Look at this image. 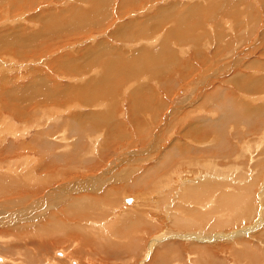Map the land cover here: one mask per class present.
<instances>
[{"label":"rangeland","instance_id":"374dc122","mask_svg":"<svg viewBox=\"0 0 264 264\" xmlns=\"http://www.w3.org/2000/svg\"><path fill=\"white\" fill-rule=\"evenodd\" d=\"M140 1H133L131 7L122 10L123 13L115 9L107 23L99 28L57 33L54 37L57 38L51 42L46 38L41 41L44 46L27 49L29 53L25 57L7 58L6 49L0 47V86L4 93L8 91V85L3 82L8 77L14 78L16 86H28L34 75L42 70L47 77L46 84L51 82L64 87L89 83L96 76L100 77L99 66L94 65L87 71L83 68L81 74L66 72L59 63L58 68L51 67L65 57L71 62L78 60L79 65L80 58L91 51L96 52L98 58L92 56L90 59L100 60L109 53L111 57L130 59L146 50L149 52H146L148 63L151 64L147 66H160L157 74L141 75V70H131L133 66L129 72L120 65L119 69L123 68L122 71L127 73L113 76L115 80L107 87L111 90L104 92L108 100L107 108L113 109L104 123L93 121V117L88 119L101 109V104L93 108L73 100L66 107L50 101L40 105L38 102L29 103L26 110L32 111L43 105L41 110L44 109L49 117L45 124L42 111L37 113L43 126L30 123V134L26 132L23 137L6 136L0 126V170L19 177L31 191L0 197V221H4L0 224V232L11 228L10 235L6 237L0 233V264H55L57 258L64 264H74L73 261L76 264H264V91L249 89L250 83L264 81V0ZM84 2L38 0L32 8L21 11L16 8L14 13L9 10L11 5L7 8L5 3H0V31L33 24L31 33L43 31L50 35L44 31V21L33 19L49 11H65V15H70L78 6L80 10L86 9L84 13L98 8L95 4L91 6V3ZM120 2L112 0V5L118 6ZM218 2L224 6L222 3L218 5ZM174 3L188 6L186 9L197 3L215 7L204 10L205 14H191L199 18L201 25L196 19L195 22L189 19L188 26L183 25L186 22L182 24L170 19L163 26L162 33L158 34L153 29L151 38L143 34L135 35V38L113 35L128 27V32L135 31L133 22L142 24L163 17L161 11ZM220 11L228 16L220 15ZM169 15L175 16L173 11ZM236 15L241 17L237 20ZM176 16H184V11L180 10ZM5 18L8 20L5 21ZM164 18L160 19L165 22ZM66 20L68 18L63 23H67ZM168 34L169 38L164 41ZM160 51L163 53L160 54ZM155 52L160 56L154 57ZM194 52L198 59L197 56L190 57ZM32 55L34 57L30 58ZM7 60L14 62L7 66ZM185 60L190 64L181 63ZM179 63L185 65L184 68ZM103 69L104 73L113 72L109 66ZM181 73L188 76H181ZM238 73L245 81L241 87L231 81ZM121 80L126 84L120 89L118 84ZM1 100L0 96V103ZM138 104L140 106L135 107ZM3 109L0 110L8 117L0 119L2 125L8 124L10 116L11 122L19 128L24 126L21 120ZM223 112H226L225 115ZM77 114H82L80 119H83L71 120L69 131L64 126L62 130V119ZM49 123L57 124L59 129L54 130L57 134L43 131L46 129L44 125ZM41 131L48 132L47 140L34 144L37 133ZM13 139V147L18 150L10 151ZM49 142L54 146L51 150L46 147ZM28 146L32 150L20 149ZM177 149L179 155L176 154ZM45 165H50L52 171H47ZM10 166L13 169H9ZM136 168L140 170L134 173ZM177 169L188 171L189 175L181 178L176 174ZM19 170L21 174L16 175L15 171ZM209 175L212 180L207 177ZM131 180V185L134 182L138 185L127 187ZM122 184L126 186L120 198H124L123 204H120L121 214L119 210L102 207L109 205L104 202L105 198H101L102 191L105 193ZM155 186L164 190L163 193L169 191V198L173 200L154 204L159 201L154 197L158 195ZM37 188L42 193L36 191ZM57 188L60 189L55 190ZM191 188L195 193L189 198L195 204L189 209L190 214L182 213L177 208L179 199L183 192ZM209 193L210 197H207ZM129 196L137 199L128 204L125 198ZM152 196L153 200L150 199ZM226 196L243 200L236 205H247V210L230 212L229 208L236 201ZM80 197H85L82 206L79 204ZM23 198L32 200L26 202ZM49 200H54V205L51 203L52 206L48 207L47 216L53 215L54 220L46 223L43 218L45 210L38 204ZM136 203L141 204L137 206L141 215L146 216L145 211L149 212L150 222L155 227L135 225H142L145 229L140 235L133 231V224L141 219L131 218L130 222L123 218V211L133 208ZM144 204L146 207L142 206ZM181 204L186 209L191 206L188 200ZM75 205L77 207L73 209ZM28 206H36L37 212L30 214L29 218H22L20 214L23 210L19 211V208ZM86 206L93 208L89 209V214ZM81 208H85L82 213ZM71 210L78 212L71 213ZM239 215H245V218L239 221ZM81 217L86 218L80 222ZM176 217L183 218L185 224L181 227L171 225V220ZM53 224L66 226L69 242L60 240L56 247L40 242V238L47 241L52 237H44V231L38 236L35 231ZM15 228L16 231L13 230ZM132 233H138L139 237ZM28 235L29 238H26ZM63 237L62 234L57 239Z\"/></svg>","mask_w":264,"mask_h":264},{"label":"bare ground","instance_id":"6f19581e","mask_svg":"<svg viewBox=\"0 0 264 264\" xmlns=\"http://www.w3.org/2000/svg\"><path fill=\"white\" fill-rule=\"evenodd\" d=\"M11 1H13V3ZM35 1H38V0H0V3H3V4L5 3V5H7V8H8V5H11L9 7V10L12 11V13H14L15 10H16V8H17L18 11H21V10H23L25 8H32L33 5H36L34 3ZM133 1H134V3H136V1H138V0H121L120 4L118 6L117 5L114 6V4L112 5V0H85L84 3H86V2L91 3V6L95 4L94 6H98V8L90 11L89 13H84V11H86V9L85 8H82L80 10L79 9V6H78V7H76L75 10H72V14H70V15L69 14L68 15H65V11H63L62 13H58V12L53 13L52 11H49L50 13L49 12H46L44 14H40L39 17H36L33 20H35V21H37V20L38 21L39 20L44 21L45 22L44 23V26H45L44 31L47 32V33H51L50 35L49 34H45L43 31L36 32V33H31L30 32L31 31L30 27H33V24H30L28 27L27 26H18V27H14L13 29L9 27L7 29H3V30L0 31V47L1 48L3 47L4 49H6L5 52L7 53V55H9V56L5 55V57H7V58L8 57L9 58L10 57H13L12 59H14V56H15V58L16 57L21 58V57L28 56L29 50H27V49H29V48H31L33 46H35L36 48L39 47V46L41 47V45H43L42 43H44V42H41V41H43L46 38L48 39V42L50 40L56 39L57 37L56 38H54V37L57 35V33H67V31L73 33V31L74 32L75 31L79 32L80 30L87 29L89 27L90 28H92V27L99 28V27H101V25L104 26L107 23L106 20L113 15V11L115 9H117V11H120L121 13H123L122 10L124 8H126L127 6L128 7L129 6L131 7L133 5V3H132ZM141 1H143V0H141ZM221 3L222 2H218L217 4L219 5ZM178 4L179 3H174L172 6H168V7H166L165 9H163L161 11L160 14L163 17H160V18H164L165 17L164 18L165 19V22L162 21L163 19L161 20L158 17L156 18L158 20H156V19L151 20V21L148 20V21H146V22H144L142 24L134 23L133 22L132 24H134L135 31L128 32V28H129L128 27V28H125V29L121 30L118 33H114L113 35H115V36L117 35L119 37H126L127 35H129V37L130 36H134V38H135V35H141V34H143L144 36H149L151 38L152 36H150V35H152L151 32L153 31V29H154V31H158L157 32L158 34H159V32L162 33L161 31L163 30V26L165 24H167L170 19H175L176 21L181 22L182 24L184 22H186L183 25L188 26V20L189 19H190L191 22H195V19L197 20L198 23L200 22V20H199V18L197 16H192L191 14L196 15L197 12L199 14H201V13L203 14L204 13V10L206 11V9H211V8L215 7L212 4L209 5V4H205V3H202V4L200 3L201 4L200 5L199 3H197L196 5L193 4V6L189 7L188 9H186L188 6L184 7L183 6L184 4L180 3L182 5V7H181ZM222 5H223V3H222ZM0 9H1V7H0ZM171 9L173 11V14L175 15L173 17L169 15L172 12ZM174 10H175V12H174ZM180 10H183L184 11V16L178 18L176 15H177V13ZM7 12H2V13L8 14ZM219 13L222 16H225V17L228 16V14H226L224 12L222 13L220 11ZM216 16H214V17H216ZM214 17H213V19H214ZM238 17L240 18L241 15L240 16H237L236 15L235 16V19L238 20ZM67 18H68V21L66 20L67 23H63V21L65 19H67ZM7 20L5 18V21H7ZM19 20H20V18H19ZM8 22L12 23L11 21H8ZM224 24H226V23H224ZM239 25H241V23L238 24V26ZM228 26H229V24H228ZM59 28H61V29H59ZM122 28L123 27H121V29ZM132 28L133 27H131L130 29L132 30ZM167 31H168V29H167ZM221 32H223V31H221ZM169 35L170 34H168V37H165L164 38V41L166 40V38H169ZM177 36L178 35H176L175 37H177ZM223 36L224 35H222L221 37H223ZM122 39H125V38H122ZM14 47H16V49H14ZM105 52H106V50L103 52V55H104ZM139 52H141V51H139ZM142 52L143 53L141 55L139 54L140 56L133 57V58H130V59H125V58H122V57L118 58L117 56L111 57L112 55H111V53H109V54L105 55L106 57H103L104 59L102 58L103 59V62H102L101 61L102 59H100V60H98V59H93V60L90 59L92 56L93 57L96 56L95 55L96 52L91 51V52L85 53L84 56L82 58H80L79 65H78V60L75 61V62H71V60H68L66 57L65 58H62V59H58L57 62H56L57 64H55V63L52 64L53 67H51V68H53V69L58 68L57 65L59 63V65L61 64V65L64 66V69H65L66 72H70V73L73 72V73H80V74L83 72V68H86L85 70L87 71V70L91 69L94 65L99 66V69L102 72V73L99 74L100 77L97 78V76H96V78H93L91 82H89V83H83L82 82V84H79V85H73V86H71V85L69 86L68 85V86L60 87V86L51 84V82L49 84H46L47 77H45V74L43 73V70L40 71L37 75H34V77L29 82V85L28 86H25V85L24 86H16V85H14V78L12 79V78L8 77V79L6 80V82H3L4 84L8 85V88H7L8 91L6 93H4L3 87L0 86V96L3 99V100H1V103H0V109H3L4 108L5 110L8 111L6 113H10V115L16 116L19 120H21L23 122V125L24 126H22L21 128H19V125L11 122L12 119H11L10 116H9V119L10 120L7 119V118L5 120H9V122L11 123V125H10L9 122H7L8 124L2 125L3 123H2L1 120H4V118L5 117H8V116L5 115L1 110H0V119H1L0 120L1 121L0 126L4 128V130H5L4 133L6 134V136H10L12 138H20L21 136L23 137L26 132L27 133L29 132L28 130L30 129V127H28V125H30V123H35L37 126L38 125L43 126L44 123L46 124V122H48L47 117H49L47 113H44L45 112V111H43L44 109L41 110L42 109L41 107H44L43 105H41L40 108H33L32 111H28L29 109L26 110L25 107H27L29 103H31V102L32 103L33 102H38L39 105H40L42 103H46V102L48 103L50 101V102H55L56 105H65V107H66V105L69 104L70 102H72L73 100H79V101H81V104L82 103L83 104L86 103V104H88L89 106H91L93 108L98 103L101 104L99 106V107H101V109L99 111H96V114L95 115L92 114V115L88 116V119H91L93 117V119H94L93 121H100L101 123L106 122L110 118V114L113 112V109L110 108V107L107 108L108 100H107V95L104 92L107 91V90L108 91L111 90L110 88H107V87L111 84V82H112L113 79L115 80V78H113V76H115V75L117 76L118 74L119 75L120 74L123 75V74H126L127 73L126 71H129L130 72L131 70L136 71V72L137 71L139 72L141 70L139 72L141 75L142 74H146V73H149V74H152L153 73V75H154V74H157L156 73L157 70L160 69V66L159 65L157 66L159 68H156L155 67L156 65H154L153 68H152V66H147L148 64H150V63H148V61H149L148 60V56L149 55L147 56V54L149 52L146 51V50L145 51H142ZM146 52H148V53H146ZM162 53H163V51H160V54H162ZM160 54H158V53L155 52L154 57L155 56L158 57V56H160ZM34 55L29 56V57L32 58V57H34ZM192 56H197L196 59H198V57H199L196 52H194V53H192L190 55V57H192ZM0 57H2V56H0ZM12 62H14V61H12ZM12 62L10 60L9 61L7 60V66L12 65ZM183 62H187V64H185V65H189L190 64V63H188L189 61H187V60L182 61L181 63H183ZM181 63H179V66H181ZM3 64L5 65L6 63H3ZM120 65H121V67L125 66V69L124 70H126V71H122L123 68L119 69ZM185 65H183L181 67L184 68ZM78 66H80V68H78ZM104 66H109L112 69L113 72L104 73L105 72V70L103 69ZM131 67L133 69H131ZM150 68H152V70ZM123 72H125V73H123ZM167 73H165V74H167ZM240 73L235 74L234 75V78L231 80L232 83L236 84L238 87H241L244 84V82H245L244 81V77ZM140 74H139V76H140ZM181 76H188V75L185 74V73H181ZM126 77H127V75H126ZM129 77H130V75H129ZM133 79L135 80V77H133ZM123 80H121L122 82L118 84V85H120V89H121V87H123L126 84V83L124 84V81L127 80V79H125L124 81ZM7 82H9V83H7ZM125 82H127V81H125ZM262 82L264 83V81L250 83L249 89L250 90H253V91L258 90V91L263 92L264 91V89H263L264 88V84ZM74 86H76V87H74ZM100 88H103V89H100ZM258 91H256V92L259 93ZM25 103H27V104H25ZM35 105L36 104H34V106ZM139 106L140 105L138 104V106H135V107H139ZM145 108L147 109L148 107L146 106ZM45 109H47V107ZM141 109L139 110V113H140V111H142ZM40 111H42L41 113H42V116H43V121H44V118H46L45 121H44V123H42L43 121H41L40 118H38V116H36L37 113H40ZM50 111H51V109H50ZM132 112L135 113V110H132ZM225 113H224V115H225ZM80 116H82V114H77V115H75L72 118H68V117L64 118L63 115H62V117L64 118V120L62 119V122L63 123L61 122L62 123V128L61 129L63 130L64 127H65V128H68V131H69V128H71V120L77 121V120L83 119V117L80 119ZM3 122L5 123V121H3ZM131 122L134 123L133 119L131 120ZM51 124H53V123L51 122ZM51 124L50 125L47 124L48 126L47 125H44L46 127V129L43 130V131H49L52 135H54L56 133V131H54V130L55 129H59V128L57 127V124L56 125H51ZM34 127H36V126H34ZM117 127H119L118 126V123H117ZM43 131H41L40 133H37V136L35 137V139L33 141L34 144H38L40 142H43V141L47 140L48 132H43ZM59 131H61V130H58L57 132H59ZM82 132H84V129H83ZM29 134H30V132H29ZM10 142H11V149H9V150L11 151L12 149H15L13 147V142H15V141L13 139ZM46 147L49 150H51V149H53L54 146H53L52 142H49V143L46 144ZM20 149L23 150V151H25V149H27L26 151H28V150H32V147L28 146V147L20 148ZM15 150H18V149H15ZM56 157H58V156H56ZM45 166L48 167V170L47 171H52V169H51L52 167L50 165H45ZM4 167H5V165H4ZM4 167H3V169H4ZM14 167H15V165H14ZM0 168H2V166ZM8 168L11 169L12 167L10 166ZM15 173H16V175H20L21 174V171L20 170L18 172L15 171ZM181 178H184V177H181ZM58 189H60V188H57L55 190H58ZM27 191L29 193H31V191L28 190V184H26L23 180H21L17 176L8 175L7 173L4 174L3 170H0V197L13 196V194H15V193H19V194L22 195V194H25ZM36 191L42 193V190H40L38 188L36 189ZM208 196L209 195H207V197ZM58 197H56V198H58ZM27 200H28V198H23V201H26V202H28V201H30L32 199H30L28 201ZM53 201L54 200H52V201L49 200V201L44 202L42 205L40 203L38 204L41 207H43V209L45 210L44 211V214H43V218H44V221L46 223H49L50 221H53L54 220V216L53 215L47 216L48 207L50 205L52 206V204L54 205V202ZM126 202L128 203V200ZM79 204L81 205V203H79ZM36 206H28V207H26L24 209H23V207L22 208H19L20 209L19 211H22L23 210L21 212V214H20L21 217L22 218H24V217H28L29 218L30 217V214H33V213L37 212V210L35 209ZM45 206H47V207H45ZM76 207H77V205H75L73 207V209H75ZM102 207L106 208L103 205H102ZM89 209H90L89 206L88 207L86 206V210L88 211ZM26 211H28V213ZM74 212H78V211L71 210V213H74ZM13 216H14V214L12 213V217ZM3 222L4 221H0V224H2ZM37 224H41V223H37ZM16 229L17 228H15L13 230L16 231ZM81 229L83 230V228H81ZM93 230H94V228H92L91 231H93ZM10 231H11V228L8 229V230H5L3 232H0V233L2 235H4L2 237H6V236L10 235ZM35 232H37L38 236H39V233L41 234L42 232L44 233L43 234L44 237L45 236H48L49 237V235H51L52 238L50 240L45 241L42 238H40L41 241L39 240L40 242L44 243V245L45 244H47V245L48 244H51L50 245L51 247H56V244L60 240L66 239L68 242L70 241V237L68 238V236H69L68 229L64 225L62 226L60 224H53V225H50L49 227H45L43 230L40 229L39 231L37 230ZM62 234L64 235V237L63 238H60V239H57L58 236H61ZM29 235L31 237V234H29ZM29 235L26 236V238L27 237L29 238ZM30 239H33V237L30 238ZM40 242H39V244H40ZM57 246H59V244ZM43 248H45V247H43ZM37 249H39V247ZM58 254H59V252H58ZM58 254L56 253V255H58ZM101 261L103 262L104 260H101ZM54 263L55 264H60V263L64 264L63 261H60L59 258H57L56 260H54ZM72 263L76 264L77 262L75 263V261H73Z\"/></svg>","mask_w":264,"mask_h":264},{"label":"crops","instance_id":"0c3cea01","mask_svg":"<svg viewBox=\"0 0 264 264\" xmlns=\"http://www.w3.org/2000/svg\"><path fill=\"white\" fill-rule=\"evenodd\" d=\"M135 127H142V126H136V125H134ZM145 128V127H144ZM178 144V143H177ZM176 144V145H177ZM177 155H179V150L177 149V153H176ZM167 163V162H166ZM166 163H165V165H164V167L166 166ZM140 170L139 168H136L135 170H134V173L136 172V170ZM177 171L178 172H176V174L177 175H180L181 177H185L186 175H189V173H188V171H185V172H183V170H178L177 169ZM133 173V174H134ZM185 175H184V174ZM123 175H124V173H123ZM193 177H196V175L195 176H193ZM209 179H211L212 180V177L209 175V176H207ZM138 178V177H137ZM194 181V180H193ZM160 183H161V181H159ZM133 183V180H131V181H129L128 183H127V187H129V186H131V187H136L137 185H138V183H136V182H134V185H131ZM139 183H140V181H139ZM161 185V184H160ZM125 184H122V185H119V186H117V187H113V188H111V189H108V190H106V192L104 193L103 191H102V195H101V198H105V200H104V202L106 201V202H108L109 203V205H104L105 207H109V208H111L112 210H121V203L123 204V202H122V199L124 200V198H122V199H120L121 198V196H122V193L125 191ZM157 186V185H156ZM155 186V187H156ZM162 186V185H161ZM156 192L158 193V195L157 196H154V197H157V198H159V201H156L154 204H156V203H164V202H169V201H172L173 199H171V198H169V191H165L166 193H163L164 192V190H159L158 189V187H156ZM161 192H162V194H161ZM160 193V194H159ZM195 193V190L193 189V188H191V190L190 191H187V192H183V195H182V197L179 199V204L177 205V208L178 209H180L181 210V212L182 213H188V214H190V211H189V209H191L193 206H194V204H195V201L194 200H192V199H190L189 198V195L190 194H194ZM209 196L208 197H210V193L208 194ZM128 196V195H127ZM82 197V196H81ZM80 197V202H81V206L83 205V200L85 199V197H83V198H81ZM89 197V196H88ZM227 197V196H226ZM228 199H231V198H229V197H227ZM86 199H87V197H86ZM125 199H127L128 200V204H132L133 203V201H135L137 198L136 197H133V196H129V198H125ZM151 200H153V196L150 198ZM217 199H218V201L220 200V198L219 197H217ZM217 199H216V201H217ZM126 200V201H127ZM157 200V199H156ZM186 200H188L189 202H190V204H191V206L188 208V209H186L185 208V206L184 205H182L181 203L183 202V201H186ZM231 200H235L236 201V203H235V205L232 207V208H229V211L230 212H232V213H234L235 211L236 212H239V211H241L242 209H245L246 208V210H247V208H248V206L246 205V206H244V205H242V204H240L239 205V207H237V203L239 202V200L237 201L236 199H231ZM143 201H146V199L145 200H143ZM240 201H243V200H240ZM137 203H139V201L137 202ZM135 204L134 205V207L133 208H130V209H128L127 211H123V213H124V216H123V218H124V220L125 221H130L131 222V218H134V219H141V221H134V229H133V231H136V232H139V235L140 234H142L143 233V231H145V229L144 228H142L141 226H137V227H135V225H138V224H146V225H149V226H151V227H153L152 226V224H151V222H150V218H151V215L149 214V212L148 211H145V213H146V216L145 215H141V213L140 212H138L137 211V206H139V205H141V204ZM219 203V202H218ZM182 205V206H181ZM143 207H146V204H144V205H142ZM86 208V207H85ZM85 208H81L80 209V211H81V213H82V211H83V209H85ZM218 208H219V205H218ZM217 208V209H218ZM93 210V208H90V210ZM224 209H226V208H224ZM122 211V210H121ZM121 211H120V214H121ZM88 212V214H89V210L87 211ZM235 212V213H236ZM83 215V214H82ZM185 216V215H184ZM86 217H81L80 218V222H82V221H84V219H85ZM88 218V217H87ZM243 218H245V215H239V221L241 220V219H243ZM230 222H231V220H230V218H229V224H230ZM184 225L185 224V221L183 220V218H180V217H176V218H173L172 220H171V225H173V226H175V225H178L177 227H181L180 225ZM163 225V224H162ZM153 229H155V227H153ZM127 230H129V228H127ZM131 231V230H130ZM132 232V231H131ZM133 235H136V237L138 238L139 237V235H138V233L136 234V233H132Z\"/></svg>","mask_w":264,"mask_h":264}]
</instances>
